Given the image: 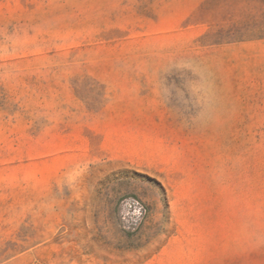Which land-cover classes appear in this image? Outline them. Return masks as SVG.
Masks as SVG:
<instances>
[{
	"label": "rangeland",
	"instance_id": "1",
	"mask_svg": "<svg viewBox=\"0 0 264 264\" xmlns=\"http://www.w3.org/2000/svg\"><path fill=\"white\" fill-rule=\"evenodd\" d=\"M0 264H264V0H0Z\"/></svg>",
	"mask_w": 264,
	"mask_h": 264
}]
</instances>
